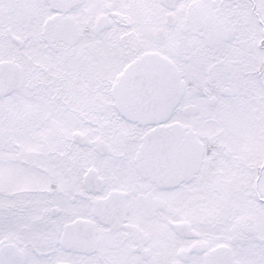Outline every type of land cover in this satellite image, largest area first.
<instances>
[{
  "label": "snow or ice",
  "instance_id": "obj_1",
  "mask_svg": "<svg viewBox=\"0 0 264 264\" xmlns=\"http://www.w3.org/2000/svg\"><path fill=\"white\" fill-rule=\"evenodd\" d=\"M0 264H264V0H0Z\"/></svg>",
  "mask_w": 264,
  "mask_h": 264
}]
</instances>
